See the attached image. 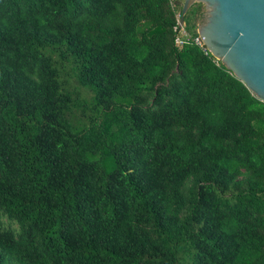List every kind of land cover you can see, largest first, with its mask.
<instances>
[{"label":"trees","instance_id":"1","mask_svg":"<svg viewBox=\"0 0 264 264\" xmlns=\"http://www.w3.org/2000/svg\"><path fill=\"white\" fill-rule=\"evenodd\" d=\"M182 7L0 0V264H264V102Z\"/></svg>","mask_w":264,"mask_h":264},{"label":"water","instance_id":"2","mask_svg":"<svg viewBox=\"0 0 264 264\" xmlns=\"http://www.w3.org/2000/svg\"><path fill=\"white\" fill-rule=\"evenodd\" d=\"M195 3L204 46L264 102V0H183L179 26Z\"/></svg>","mask_w":264,"mask_h":264},{"label":"built area","instance_id":"3","mask_svg":"<svg viewBox=\"0 0 264 264\" xmlns=\"http://www.w3.org/2000/svg\"><path fill=\"white\" fill-rule=\"evenodd\" d=\"M195 42L198 43V44H201V45L203 44V43H202V40H201V38H200L199 36H197V37L195 38Z\"/></svg>","mask_w":264,"mask_h":264},{"label":"rangeland","instance_id":"4","mask_svg":"<svg viewBox=\"0 0 264 264\" xmlns=\"http://www.w3.org/2000/svg\"><path fill=\"white\" fill-rule=\"evenodd\" d=\"M182 25H183V24H182ZM182 25H181V27H182ZM182 33H183L184 35H186V33H185L184 31H183ZM178 42L181 43V42H182L181 39H179Z\"/></svg>","mask_w":264,"mask_h":264}]
</instances>
